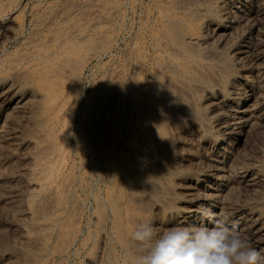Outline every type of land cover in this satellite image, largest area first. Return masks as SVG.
Here are the masks:
<instances>
[{"label":"rangeland","instance_id":"obj_1","mask_svg":"<svg viewBox=\"0 0 264 264\" xmlns=\"http://www.w3.org/2000/svg\"><path fill=\"white\" fill-rule=\"evenodd\" d=\"M102 1L104 5H101L103 4ZM196 1L0 0V131L2 130L0 132V264H135V259L139 253L136 249L137 246L135 245L134 247L135 242L132 239V234L138 225L142 223H151L155 227L156 231L160 233L170 227H173V225L175 226L180 220L183 219V215H185V212L188 209L185 208V206L189 207L188 204H190V202L192 201L191 198H193L191 193L194 192L192 191L200 185L199 181L201 177H203V174H205L206 171L210 170L208 166L209 164L204 159L207 157L205 155L211 156V154L216 149V146H218V141L222 139V128L221 126L219 127V125L224 115L219 111L218 106L215 105L219 102L220 99H222L220 101H228L229 99L234 98L235 95L239 96L242 93V90L246 87H249V85L253 88L252 90L256 89L258 87L259 80L262 81V86L259 88V92H263L264 89V58H262L263 61L261 60L258 66H254V68L243 66L242 63H238V60L236 61L235 58L238 55L236 50H238V42L240 47V41L236 40V42H231L232 44L230 43L229 46H232L233 49L229 47L226 49L228 53L233 54L232 57H227L226 55H224V57H204L207 49L209 48V46H211H206L207 44H205V42L211 39L210 37L213 34V29L218 25L217 22H224V17H226L225 11H229L231 9V6L233 4V2H231L232 0H220V5H216V3L211 2L210 4L205 0ZM197 8L204 10L206 9V11H208V13L210 12L211 14H208L209 20H206V23H201V27L199 30L193 31L188 24V14L192 11V9L195 10ZM92 9L93 11H91ZM112 11L114 14H112ZM143 14L145 16H143ZM79 17L82 18L78 19ZM171 21L172 25H169L168 23H170ZM208 27H210L209 30L206 29ZM211 27L214 28L212 29ZM73 28L76 31H74ZM184 29L186 32L183 31ZM68 30H70L71 32ZM174 30H178L179 32L182 31L181 34L187 33L188 31L193 33L195 37L199 38L202 41H200L201 45H199L200 51L197 54L189 55L182 62L173 57L172 54H170L171 50L173 48L180 47L177 43H175V40L179 41V39L173 37ZM205 32L207 33L206 35ZM97 36L99 37V39L102 36L101 40L95 39L97 38ZM228 37L229 36H226V39L230 38ZM135 39L137 41H135ZM205 39L207 40L205 41ZM130 41H134V43H131ZM95 43H98L99 45ZM162 43H164V45ZM38 44L41 45L39 46ZM170 45L171 48H168L170 47ZM126 48L128 51L126 50ZM219 48L222 47L219 46ZM125 52L127 53L125 54ZM126 60L128 61L126 62ZM166 61H168L167 63H172L174 66H179L178 68L181 71H179V74L177 75L178 79L176 76L169 73L168 76H165L163 68H161V66L159 65H162L163 67ZM180 63L182 65H180ZM192 65L194 66V68L192 67ZM203 65H205V68L206 66H210L212 68H207L208 71H210L209 73L211 76L209 75L207 69L205 70ZM131 67L133 68V72H136L135 74L133 72L131 74ZM258 67L261 69H259ZM196 68L198 70H196ZM215 69L216 71L218 70V73L215 72ZM252 69H254V71ZM256 69L260 71L257 72ZM57 70L61 72V76ZM199 71H201V73ZM194 73H196V75L199 73L200 75L196 76L194 75ZM113 74L116 76H113ZM63 75L64 77H62ZM245 75H250V80H252L254 76V79L247 82L244 77ZM255 75L258 78H260L261 76V78L258 79ZM130 76L132 78L134 77L132 81L131 79H129L131 78ZM168 79L171 82L177 79V82H179L178 87L180 91L178 90V88L172 86L171 82ZM216 80H218L219 82ZM7 82H9L10 84L9 87H7L9 85ZM217 82L219 84L216 85ZM196 84H198L199 87ZM218 85L221 86L219 87ZM111 86H113V88ZM181 88L185 91H182ZM196 89H198L199 91H197ZM196 91L198 95L196 94ZM216 91L220 94H218ZM11 93L13 96H11ZM115 93H117L116 96ZM189 93L192 95L190 96ZM46 94L49 95L47 96ZM177 94L178 96L180 94V96L178 97ZM152 95L154 96V99H151ZM196 95L198 96V100ZM237 96H235L234 100H237ZM257 96L258 100H260V107L264 111V97H259V93ZM112 97L115 98L112 99ZM157 97L158 99H156ZM164 97H166L167 102ZM50 99H52L53 102H51ZM214 100H217V102H215ZM22 101L23 103H25L23 105L24 107L22 106ZM48 101L50 102L48 103ZM113 101L116 103H114ZM64 102L66 104H64ZM200 102H202L203 104H201ZM171 103H173L174 106ZM169 104H171L172 106ZM112 106L114 107V109L112 108ZM58 107H61V109ZM154 107L161 108L160 111L162 112V114H158L159 109H154ZM162 108L164 111L162 110ZM168 108H172V112L170 111L168 113L166 111V109L169 111ZM153 109L157 110V113H155ZM55 111H57V113ZM40 113L43 115H41ZM175 113L176 117H178V119L175 118L176 121L172 120L173 118L171 119V117H173L172 114L175 115ZM166 114H170L172 116H166ZM183 114L185 116H183ZM39 115H41V120L40 117H38ZM120 117H122L124 120V127H117L118 125L116 126V123H119L118 121ZM38 118L40 123L39 121L37 122ZM169 118L170 120H168ZM108 119L112 120L111 123L108 122L107 124V121H109ZM155 119L156 121H154ZM145 121L148 122L147 124H149L148 130L146 129L147 124ZM159 121L161 123H159ZM113 122L115 125L113 124ZM163 122L168 124H164ZM102 123H104V125ZM215 124H217V127H215ZM262 124L264 125V121L261 123V125ZM86 125H89V128ZM110 125L111 130L109 129ZM162 125L163 127L167 125L166 128H168V130H171L169 131V133L171 134V137L173 136L172 138L170 137V134L165 131L166 128H162ZM263 125L260 126V124H257L251 127L248 126L245 129L247 132L244 130L245 133H243L241 137L242 140L238 143V149L241 147V150L239 149L240 152L238 153V155H243L242 157L246 161H251V164L248 162L251 165L250 170H252V174L256 175L258 183H261V185L258 184V186L252 188L250 191L248 190V192L241 190V188L236 190L237 195L239 196L238 198L240 199L239 200L237 198L238 201H243V203H245L247 206L244 212L247 217H245L246 220L244 219L236 227H233L237 232L241 234V236L245 240L249 242L252 247L256 248L262 254H264ZM156 126H158L159 128ZM60 127L62 128L59 131L61 135L57 132ZM173 127L174 130L171 129ZM39 128H41V130H39ZM152 128H154L155 131L152 130ZM47 129L49 132L47 131ZM255 129H257V131H255ZM44 130L47 132L45 133ZM197 130L198 132H195ZM31 131L33 132V134H31ZM107 131L108 133L110 132V135L107 133ZM148 131H151L153 135L152 138L151 133H149ZM114 132L115 135L112 136ZM136 132L140 133H138L140 138L139 136H137V139H139V147H137L138 145H135V143H137V140L135 142ZM42 133H45L46 135ZM148 133L150 134V136ZM37 134L40 136L43 135L41 136V138L43 139L41 140V138H38L40 136H38ZM55 134L58 136H56ZM122 134L124 136H122ZM34 136H36V138ZM53 138L57 140L55 141ZM182 138L186 139L183 140ZM63 139L64 142H62ZM156 139L167 142L165 144H162V141L161 143H159L160 141H156ZM170 139L173 140H171L170 142ZM48 140L49 145L47 143ZM111 140L114 141L111 143ZM50 141H52V144L53 141L54 143L58 141L59 142L56 145L53 144L55 145L53 146ZM181 141L184 143H182ZM61 142L64 145L60 144ZM141 142L143 144V148L140 146L142 145ZM156 142L158 143L157 145ZM151 143H153V147L150 146ZM59 144L61 146H59ZM65 144L67 147L65 146ZM179 144H181L182 146L184 145V147L182 148V146H180ZM44 145L47 146L44 147ZM128 145H130V147H128ZM165 145H168L167 147L168 149L170 147V149L167 150ZM48 146L49 148L50 146L53 148H50L49 150ZM57 146L62 149H60V152L58 151L59 153L57 152ZM210 146L213 148H211ZM40 147H44L46 148V150L48 149L49 152L46 154L45 152H47L48 150L46 151L45 149H41ZM64 147L66 149L63 150ZM101 147H103L102 150ZM108 147L111 148L109 149L110 152L107 151ZM189 147L190 149H188ZM98 148L100 149L98 150ZM132 148L134 150H132ZM200 148L203 150H201ZM86 149H88L89 152ZM103 149L106 151H103ZM145 150L152 152L149 153ZM162 150L164 151V154ZM192 150L193 152H191ZM42 151L45 153L44 155L40 154L43 153ZM50 151H52L51 153L53 155H49ZM189 151L194 154L192 155ZM197 151L200 153H198ZM141 152L143 153V155ZM203 152L205 154H203ZM259 153L261 154L259 155ZM39 154L42 157H45V155L49 156L45 159H42V157H40L41 160H38ZM150 154H153L155 158L150 157ZM147 155L148 157L146 158ZM198 155H201V160ZM255 155H259L261 158L259 156L255 157ZM56 156H58V158H56ZM104 156H106V158ZM159 156L162 159H166L162 160L159 158ZM253 156L255 157V160ZM59 157L63 159H60ZM142 157L145 158V161ZM51 158L52 160H50ZM152 159H155L154 163ZM202 159L206 164L202 161ZM156 160H159L160 162H157ZM36 161H38L39 164H37ZM34 162L36 163V167L34 166ZM146 162H148L150 165H148ZM184 162L186 163V165ZM49 163L52 165L49 166ZM169 163L172 169H170L171 167H169ZM193 163H197V166L195 165V168H192L194 167ZM159 164L163 169L165 167V170L160 168ZM52 166H54V168ZM60 166L62 167L61 169ZM167 166L169 167V170ZM95 167H97L98 169H96ZM70 170H72V172ZM99 170L102 172H100ZM55 171H57L58 173ZM254 171L256 172L253 173ZM54 173H56L58 176ZM152 173L154 176L151 175ZM50 175L51 178L49 180L51 182L48 180ZM112 176L117 179V188L112 186ZM144 176H146L147 178ZM42 177H44L45 179ZM130 177L133 179H131ZM67 179L69 180L67 181ZM70 179H72V181ZM43 180L45 182H43ZM152 182L154 183L152 184ZM155 183L158 184L155 186ZM39 184L43 187L41 188ZM66 184L70 185V188ZM101 187H103L104 189ZM171 189L174 192H172ZM50 190H52L53 192L55 191L56 193H54L56 195L53 196L54 193ZM68 190L72 191L73 193L71 194V192ZM152 190L153 192H151ZM101 194H103V196ZM239 194L242 196L240 197ZM48 196L50 198H48ZM113 196L115 198H113ZM134 196L137 200L139 199L140 201L133 199ZM137 196H142L145 198V200L144 198L141 199ZM147 196L149 198L151 197L152 200H149ZM159 197L162 201L166 202L165 200H167V202L164 203L160 201ZM53 198L55 199V201ZM73 198L76 199L74 200V202ZM134 200L136 201V203H134ZM77 201L78 203H82H79L80 206L82 205V209ZM147 201H150V204ZM236 202L237 201L235 200L234 204L238 203ZM141 203L142 205H140ZM50 204H52L53 206ZM180 205L181 207H179ZM138 206L140 208L142 207L141 209L143 210L139 209ZM247 208H249V210ZM173 211H175V213H173ZM134 213L135 215H133ZM128 214H131V216H128ZM135 216L136 220L139 219L137 220V223L135 222L136 220H134ZM99 219L102 221H100ZM129 219H131V222L129 221ZM52 220H55V222H53ZM132 221H134V223H132ZM46 223H50V226ZM39 224V228L41 230L38 229L37 225ZM243 224H245L247 227H244L245 225ZM44 225L45 227L46 225H48V228H45ZM261 226L263 227L260 228ZM35 227H37V229H34ZM50 227L51 229H49ZM239 227L242 229L239 230ZM258 227L260 229H258ZM50 234L52 235L50 236ZM39 235H41L40 239ZM36 237L37 239H39L38 241L41 240L42 243L39 242L38 244L37 239H35ZM130 237L132 240L130 239ZM30 239H33V241L35 240L36 242L34 241V243H36V245L33 244V241L31 242ZM126 245H128L129 247ZM133 249H136L137 252Z\"/></svg>","mask_w":264,"mask_h":264},{"label":"bare ground","instance_id":"obj_2","mask_svg":"<svg viewBox=\"0 0 264 264\" xmlns=\"http://www.w3.org/2000/svg\"><path fill=\"white\" fill-rule=\"evenodd\" d=\"M155 1V0H154ZM164 1V0H163ZM196 1V0H195ZM205 1H207V2H211V3H216V5H218L219 4V1L220 0H205ZM223 1V0H222ZM227 1V0H226ZM166 2H168V1H166ZM179 2H181V1H179ZM178 2V3H179ZM197 2V1H196ZM231 2H233V4H232V6H231V9L229 10V11H225V15H226V17H224V22L222 23V22H217L218 23V25H217V27L216 28H212L213 29V34H212V36L210 37L211 39H209L208 41H206L207 39H205V44H207L206 46H209V45H211V46H209V48L207 49V52L205 53V58L207 57V58H211L212 56L213 57H215V56H219V57H224V55H226L227 57H232L233 56V54H230V53H228L227 51H226V49L229 47V48H232V46H229L230 45V43L231 42H236V40L237 41H240L241 42V44H240V47H239V42H238V50H236L237 51V57L235 58V60L238 62V63H242L243 64V66H249V67H253L254 68V66L256 67V66H258V64L260 63V61L262 60V58H264V0H248V1H246V0H232ZM102 3H103V1H102ZM210 3V4H211ZM95 4V3H94ZM100 4V3H99ZM192 4V3H191ZM190 4V5H191ZM228 4H229V2H228ZM96 5H98V4H96ZM101 5H104V3L103 4H101ZM106 5V4H105ZM116 5H118V4H116ZM177 5V4H176ZM195 5V4H194ZM214 5V4H213ZM220 5V4H219ZM223 5V4H222ZM93 6V5H92ZM164 6V5H163ZM170 6V5H169ZM113 7V6H112ZM121 7V6H120ZM162 7V6H161ZM175 7V6H174ZM186 7V6H185ZM221 7V6H220ZM228 7H229V5H228ZM80 8V7H79ZM168 8V7H167ZM179 8H180V6H179ZM182 8H183V6H182ZM187 8V7H186ZM232 8H235V9H232ZM185 9V8H184ZM210 9V8H209ZM229 9V8H228ZM145 10V9H144ZM144 10H143V12H144ZM91 11H93V9L91 10ZM100 11V10H99ZM114 11V10H113ZM113 11H112V14H114L113 13ZM214 11V10H213ZM92 13V12H91ZM121 13V12H120ZM120 13H119V15H120ZM93 14V13H92ZM111 14V15H112ZM118 14V13H117ZM139 14V13H138ZM208 14H211L210 12L208 13V11H206V9L204 10V9H195V10H193L192 9V11L188 14V16H189V27H191V30H193V31H197V30H199L200 29V27H201V23H204L206 20L208 21L209 20V15ZM217 14V13H216ZM223 14H224V11H223ZM91 15V14H90ZM122 15V14H121ZM96 16V15H95ZM143 16H145L144 14H143ZM149 16H151V15H149ZM215 16V15H214ZM224 16V15H223ZM80 18H82V17H79L78 19H80ZM111 18H112V16H111ZM111 18H109V19H111ZM144 18V17H143ZM180 18V17H179ZM211 18V17H210ZM90 19V18H89ZM105 19V18H104ZM114 19V18H113ZM121 19V18H120ZM182 19V18H181ZM93 20V19H92ZM81 21V20H80ZM79 21V22H80ZM96 21V20H95ZM108 21V20H107ZM106 21V22H107ZM117 21V20H116ZM223 21V20H222ZM86 22V21H85ZM124 22V21H123ZM174 22H175V20H174ZM210 22H212V21H210ZM215 22V23H216ZM115 23V22H114ZM120 23V22H119ZM149 23H150V21H149ZM172 23V21L170 22V23H168L169 25H172L171 24ZM177 23V22H176ZM206 23V22H205ZM71 24V23H70ZM79 24V23H78ZM167 24V25H168ZM209 24V23H208ZM213 24V23H212ZM215 25V24H214ZM92 26V25H91ZM114 26V25H113ZM143 26V25H142ZM148 26V25H147ZM210 26V25H209ZM70 27V26H69ZM178 27H180V26H178ZM125 28V27H124ZM149 28V27H148ZM172 28V27H171ZM209 28L210 27H208V28H206V29H208L209 30ZM58 29V28H57ZM74 29V28H73ZM123 29V28H122ZM169 29V28H168ZM204 29V28H203ZM78 30V29H77ZM68 31H70V30H68ZM74 31H76L75 29H74ZM73 31V32H74ZM122 31V30H121ZM148 31V30H147ZM183 31H185V29L183 30ZM71 32V31H70ZM106 32V31H105ZM116 32V31H115ZM167 32V31H166ZM182 32V31H181ZM181 32H179L178 30H174V32H173V37L174 38H176V39H179V41L178 40H175L176 42L175 43H177L180 47L179 48H173L172 50H171V53L170 54H172V56L173 57H175L177 60H179V61H184L189 55H193V54H197L199 51H200V49H199V45H201V43H200V39L199 38H197V37H195L194 35H193V33H191L190 31H188L187 33H182L181 34ZM186 32V31H185ZM210 32H212V31H210ZM209 32V33H210ZM203 33V32H202ZM61 34V33H60ZM62 34H63V32H62ZM61 34V35H62ZM137 34V33H136ZM207 33L205 32V35H206ZM72 35V34H71ZM127 35V34H126ZM230 35H232V36H230ZM59 36V35H58ZM77 36V35H76ZM160 36V35H159ZM163 36V35H162ZM226 36H229L228 38L229 39H226ZM70 37V36H69ZM102 37V36H101ZM101 37H100V39H99V37L97 36V38H95V39H99V40H101ZM136 37V36H135ZM147 37H148V35H147ZM171 38H172V35H171ZM59 39V38H58ZM49 40H52V39H49ZM49 40H47V41H49ZM149 40V39H148ZM173 40V39H172ZM135 41H137L136 39H135ZM145 41V40H144ZM178 41V42H177ZM102 42V41H101ZM131 43H134V41L132 42V41H130ZM142 42V41H141ZM202 42V41H201ZM100 43V42H99ZM154 43V42H153ZM42 44V43H41ZM40 44V45H41ZM60 44V43H59ZM95 44H98V43H95ZM101 44V43H100ZM163 45H164V43H162ZM202 44H204V43H202ZM232 44V43H231ZM39 45V44H38ZM39 45V46H40ZM57 45H58V42H57ZM91 45V44H90ZM94 45V44H93ZM99 45V44H98ZM182 45H183V48H182ZM36 46V45H35ZM135 46V45H134ZM137 46V45H136ZM140 46V45H139ZM150 46V45H149ZM219 46H221L222 48H219ZM95 47V46H94ZM167 47V46H166ZM202 47V46H201ZM235 47V46H234ZM128 48V47H127ZM127 48H126V50H127ZM130 48V47H129ZM168 48H171V45H170V47H168ZM236 48V47H235ZM57 49V48H56ZM134 49H135V47H134ZM133 49V50H134ZM158 49V48H157ZM160 49V48H159ZM167 49V48H166ZM233 49V48H232ZM90 50V49H89ZM94 50V49H93ZM235 50V49H234ZM234 50H231V51H234ZM34 51V50H33ZM92 51V50H91ZM128 51V50H127ZM162 51V50H161ZM164 51V50H163ZM230 51V52H231ZM235 51V52H236ZM93 52V51H92ZM165 52V51H164ZM40 53V52H39ZM88 53H90V52H88ZM127 52H125V54H126ZM133 53V52H132ZM232 53V52H231ZM41 54V53H40ZM92 54V53H91ZM94 54V53H93ZM100 54V53H99ZM115 54V53H114ZM236 54V53H235ZM30 55V54H29ZM62 55V54H61ZM134 55H135V53H134ZM22 56H24V55H22ZM39 56V55H38ZM37 56V57H38ZM47 56V55H46ZM88 56H90V55H88ZM126 56V55H125ZM26 57V56H25ZM148 57V56H147ZM155 57V56H154ZM203 57V56H202ZM89 58V57H88ZM134 58V57H133ZM139 58V57H138ZM137 58V59H138ZM157 58H159V57H157ZM196 58V57H195ZM66 59V58H65ZM129 59V58H128ZM170 59V58H169ZM225 59V58H224ZM11 60H12V58H11ZM30 60V59H29ZM176 60V61H177ZM190 60H194V59H190ZM189 60V61H190ZM196 60V59H195ZM57 61V60H56ZM61 61V60H60ZM63 61V60H62ZM125 61V60H124ZM128 60H126V62H127ZM133 61H134V59H133ZM188 61V60H187ZM221 61V60H220ZM220 61H218V62H220ZM263 61V60H262ZM136 62V61H135ZM168 61H166V63H167ZM133 63V62H132ZM158 63V62H157ZM165 63V65L162 67V65H159V66H161V68H163V72H164V74H165V76H168V73L169 74H172V75H174V76H176L177 77V79H178V74H179V71H181V70H179V66L177 67V66H174L172 63H167L166 64ZM38 64V63H37ZM70 64V63H69ZM126 64H128V63H126ZM140 64V63H139ZM226 64H227V61H226ZM71 65H72V63H71ZM74 65V64H73ZM180 65H182L181 63H180ZM232 65V64H231ZM80 66V65H79ZM79 66H77V67H79ZM119 66V65H118ZM117 66V67H118ZM122 66V65H121ZM148 66V65H147ZM184 66H186V65H184ZM205 65H203V67H204ZM217 66V65H216ZM234 66V65H233ZM232 66V67H233ZM238 66H240V65H238ZM261 66V65H260ZM259 66V67H260ZM192 67L194 68V66L192 65ZM208 67H210V66H208ZM207 66H206V68H205V70L208 68ZM218 67V66H217ZM258 67V68H259ZM136 68H137V66H136ZM211 68V67H210ZM222 68V67H221ZM231 68V67H230ZM234 68V67H233ZM123 69V68H122ZM159 69V68H158ZM212 69V68H211ZM219 69V68H218ZM229 69V68H228ZM245 69V68H244ZM259 69H261V68H259ZM263 69H264V66H263ZM262 69V70H263ZM56 70V69H55ZM65 70V69H64ZM68 70V69H67ZM116 70V69H115ZM131 70L132 71H130L131 72V74H132V72H133V68L131 67ZM135 70V69H134ZM161 70V69H160ZM196 70H198L197 68H196ZM233 70V69H232ZM241 70V69H240ZM239 70V71H240ZM250 70V69H249ZM253 71H254V69H252ZM257 70V69H256ZM58 71V70H57ZM66 71V70H65ZM69 71H71V70H69ZM136 71V70H135ZM207 71H208V69H207ZM218 71V70H217ZM216 71V69H215V72H217ZM243 71V70H242ZM258 71H260V70H257V72ZM59 72V74L61 73L60 71H58ZM109 72V71H108ZM115 72V71H114ZM119 72V71H118ZM200 73H201V71H199ZM210 71H208V73H209ZM249 72V71H248ZM247 72V73H248ZM257 72H255V73H257ZM263 72V71H262ZM70 73V72H69ZM117 73V72H116ZM134 74L136 73V72H133ZM204 73V72H203ZM218 73V72H217ZM225 73V72H224ZM58 74V73H57ZM154 74V73H153ZM243 74V73H242ZM246 74V73H245ZM251 74V73H250ZM192 75V74H191ZM194 75H196V73H194ZM200 74L198 73L196 76H199ZM209 75H210V73H209ZM214 75V74H213ZM218 75V74H217ZM257 75H259V74H257ZM53 76H54V74H53ZM60 76H61V74H60ZM107 76H108V73H107ZM113 76H116V75H114L113 74ZM180 76H182V75H180ZM203 76H205V75H203ZM211 76V75H210ZM209 76V77H210ZM215 76V75H214ZM230 76V75H229ZM238 76V75H237ZM256 76V75H255ZM58 77V76H57ZM62 77H64V75L62 76ZM131 77V76H130ZM187 77V76H186ZM241 77V76H240ZM243 77V76H242ZM245 77V79L247 80V82H249V81H252L253 79H254V76H253V78H252V80H250L249 79V77H250V75L249 76H244ZM257 77V76H256ZM54 78H55V76H54ZM108 78V77H107ZM114 78V77H113ZM134 78V77H133ZM132 77L131 78H129V79H131V81H132V79H133ZM168 78V77H167ZM205 78V77H204ZM220 78V77H219ZM227 78V77H226ZM231 78H233V77H231ZM258 78V77H257ZM257 78H256V80H257ZM260 78H261V76H260ZM260 78H258V79H260ZM153 79V78H152ZM165 79V78H164ZM177 79H175L174 81H170L169 79V81L171 82V85L172 86H174L175 88H178V90H179V82H177ZM191 79V78H190ZM196 79V78H195ZM201 79V78H200ZM211 79H212V77H211ZM214 79H217V78H214ZM223 79V78H222ZM264 79V78H263ZM8 80V79H7ZM162 80V79H161ZM172 80V79H171ZM234 80V79H233ZM246 80H245V82H246ZM130 81V80H129ZM216 81H218V80H216ZM219 81H220V79H219ZM218 81V82H219ZM151 82V81H150ZM154 82V81H153ZM165 82H167V81H165ZM181 82V81H180ZM216 83V85L217 84H219V83ZM239 82H240V80H239ZM8 84H9V82H7ZM28 83V82H27ZM132 83V82H131ZM145 83V82H144ZM155 83V82H154ZM202 83V82H201ZM237 83V82H236ZM235 83V84H236ZM255 83V82H254ZM263 83H264V81H263ZM117 84V83H116ZM133 84V83H132ZM184 84H185V82H184ZM187 84V83H186ZM207 84V83H206ZM232 84H234V83H232ZM239 84V83H238ZM241 84V83H240ZM245 84V83H244ZM244 84H243V87H244ZM250 84H252V83H250ZM256 84V83H255ZM262 84V81H260L259 80V82H258V87L256 88V89H254V90H252L253 88L249 85V87H246V88H244L243 90H242V93L239 95V96H237V95H235V96H237L236 97V99L237 100H234V98H235V96H234V98H232V99H229L228 101H220V100H222V99H220L219 100V102L215 105V106H218V109H219V111L221 112V113H223V115H224V117H223V119H222V121L220 122V125H219V127L221 126V128H222V131H221V134H222V139H220L219 141H218V146H216V149L214 150V152L211 154V156L209 157L208 155H205V156H207L206 158H204L205 159V161L209 164L208 166H209V168H210V170H208L209 172H210V174H209V172L208 171H204L205 172V174H203V177H201L200 175V177H201V179H200V181H199V183H200V185L196 188V185H195V188L196 189H194L192 192H194V193H191V195L193 196V198H191L192 199V201L190 202V204H188L189 205V207H186L185 206V208H188L187 209V211L185 212V215H183V219L182 220H180L179 222H178V224H176V225H182V226H187V225H196V226H199V225H201L202 223L203 224H206L207 226H209V227H211L212 226V224L209 222V220H208V216H209V214H211V216H212V218H213V220H215V219H225L226 220V223H227V225L229 226V227H236L238 224H240L241 223V221H243L244 219L246 220V218L245 217H247L245 214H244V212H245V208L247 207L246 206V204L245 203H243V201L241 202V201H238V195H237V192H236V190L237 189H240L241 188V190H244V191H247L248 192V190L250 191L252 188H254V187H256V186H258V184H260L261 185V183H258V179H257V177H256V175L255 174H252V170H250L251 169V161L249 162L248 160L246 161L240 154V157H239V155H238V153L240 152L239 151V149L241 148H239L238 149V143L242 140V135H243V133H245L244 132V130L248 127V126H253V125H257V124H260V126H262L261 125V123L264 121V111L261 109V107H260V103H259V101L260 100H258V93H259V97H264V94H263V92H264V89H263V92H259V88L262 86L261 85ZM3 85V84H2ZM4 85H5V83H4ZM13 85V84H12ZM17 85V84H16ZM148 85V84H147ZM156 85V84H155ZM196 85H198V84H196ZM213 85V84H212ZM246 85H248V84H246ZM10 86V84L7 86V87H9ZM117 86V85H116ZM124 86V85H123ZM132 86V85H131ZM187 86V85H186ZM219 87L221 86V85H218ZM239 86V85H238ZM4 87V86H3ZM15 87V86H14ZM112 88H113V86H111ZM128 87V86H127ZM126 87V88H127ZM130 87V86H129ZM163 87V86H162ZM168 87V86H167ZM198 87H199V85H198ZM203 87V86H202ZM201 87V88H202ZM205 87V86H204ZM230 87H232V86H230ZM229 87V88H230ZM234 87V86H233ZM240 87V86H239ZM263 87H264V84H263ZM133 88V87H132ZM158 88V87H157ZM156 88V89H157ZM190 88V87H189ZM222 88V87H221ZM6 89V88H5ZM15 89V88H14ZM115 89H116V87H115ZM155 89V90H156ZM182 89V88H181ZM233 89V88H232ZM240 89H242V88H240ZM239 89V90H240ZM2 90V89H1ZM7 90H8V88H7ZM101 90V89H100ZM161 90V89H160ZM197 91H199L198 89H196ZM238 90V91H239ZM260 90H262V89H260ZM125 91V90H124ZM171 91V90H170ZM180 91V90H179ZM182 91H185L184 89H182ZM194 91V90H193ZM197 91H196V94H197ZM207 91V90H206ZM217 91H218V89H217ZM216 91V92H217ZM235 91V90H234ZM237 91V92H238ZM6 92V91H5ZM4 92V93H5ZM131 92V91H130ZM195 92V91H194ZM200 92H201V90H200ZM208 92V91H207ZM1 93V92H0ZM9 93V92H8ZM14 93V92H13ZM16 93V92H15ZM21 93V92H20ZM43 93H44V91H43ZM114 93V92H113ZM125 93V92H124ZM177 93V92H176ZM180 93V92H179ZM183 93H185V92H183ZM209 93V92H208ZM218 93V92H217ZM234 93V92H233ZM239 93V92H238ZM3 94V93H2ZM24 94V93H23ZM39 94V93H38ZM95 94V93H94ZM116 94L117 93H115V96H116ZM166 94V93H165ZM175 94V93H174ZM187 94V93H186ZM200 94V93H199ZM218 94H220V93H218ZM8 95H10V94H8ZM15 95V94H14ZM18 95V94H17ZM20 95V94H19ZM22 95V94H21ZM47 95V94H46ZM49 95V94H48ZM47 95V96H48ZM110 95V94H109ZM129 95H130V93H129ZM151 95V94H150ZM188 95V94H187ZM186 95V96H187ZM189 95L191 96L192 94H190L189 93ZM198 95V94H197ZM196 95V97H197V100H198V96ZM207 95V94H206ZM205 95V96H206ZM234 95V94H233ZM11 96H13L12 95V93H11ZM40 96V95H39ZM113 96H114V94H113ZM125 96V95H124ZM132 96V95H131ZM165 96V95H164ZM168 96V95H167ZM171 96V95H170ZM177 96H178V94H177ZM179 96H180V94H179ZM178 96V97H179ZM200 96V95H199ZM216 96V95H215ZM219 96V95H218ZM5 97H7V96H5ZM16 97V96H15ZM22 97V96H21ZM154 96L152 95V97H151V99L153 98ZM184 97V96H183ZM212 97V96H211ZM217 97V96H216ZM221 97V96H220ZM232 97V96H231ZM230 97V98H231ZM2 98V97H1ZM10 98V97H9ZM115 98V97H114ZM113 97H112V99H114ZM162 98V97H161ZM165 99H166V97H164ZM168 98V97H167ZM187 98V97H186ZM190 98H192V97H190ZM8 99V98H7ZM6 99V100H7ZM19 99H21V98H19ZM109 99H111V98H109ZM136 99V98H135ZM141 99V98H140ZM154 99V98H153ZM156 99H158V97L156 98ZM160 99V98H159ZM164 99V100H165ZM183 99V98H182ZM196 99V98H195ZM211 99V98H210ZM263 99V98H262ZM261 99V100H262ZM5 100V99H4ZM51 100V102H53L52 101V99H50ZM56 100V99H55ZM184 100V99H183ZM182 100V101H183ZM203 100H205V99H203ZM213 100V99H212ZM20 101V100H19ZM158 101V100H157ZM159 101H162V100H159ZM173 101V100H172ZM195 101V100H194ZM215 101V100H214ZM4 102V101H3ZM50 101H48V103H49ZM114 102V101H113ZM126 102V101H125ZM128 102V101H127ZM154 102V101H153ZM166 102H167V99H166ZM189 102V101H188ZM193 102V101H192ZM215 102H217V100L215 101ZM261 102H263V101H261ZM22 103H23V101H22ZM22 103H20V104H22ZM47 103V102H46ZM114 103H116V102H114ZM131 103V102H130ZM134 103V102H133ZM147 103V102H146ZM145 103V104H146ZM155 103V102H154ZM157 103V102H156ZM163 103V102H162ZM190 103H191V101H190ZM189 103V104H190ZM197 103V102H196ZM201 104H203L202 102H200ZM15 104H16V101H15ZM25 103H23L22 104V106L24 105ZM44 104V103H43ZM55 104V103H54ZM64 104H66L65 102H64ZM109 104V103H108ZM173 106H174V104L173 103H171ZM171 104H169V105H171ZM181 104H182V102H181ZM198 104H199V102H198ZM206 104V103H205ZM9 105V104H8ZM114 105V104H113ZM117 105V104H116ZM129 105V104H128ZM144 105V104H143ZM171 105V106H172ZM184 105V104H183ZM262 105V104H261ZM63 106H65V105H63ZM92 106V105H91ZM96 106V105H95ZM121 106V105H120ZM165 106V105H164ZM164 106H162V107H164ZM176 106V105H175ZM186 106V105H185ZM201 106H203V105H201ZM6 107H9V106H6ZM21 107V106H20ZM24 107V106H23ZM93 107H94V105H93ZM92 107V108H93ZM129 107V106H128ZM127 107V108H128ZM196 107V106H195ZM263 107V106H262ZM38 108H39V106H38ZM58 108H60L61 109V107H58ZM101 108V107H100ZM106 108H108V107H106ZM111 108V107H110ZM112 108L114 109V107L112 106ZM127 108H126V110H127ZM178 108V107H177ZM180 108V107H179ZM188 108H189V106H188ZM192 108V107H191ZM15 109H16V107H15ZM59 109V110H60ZM90 109V108H89ZM94 109V108H93ZM154 109H159L158 110V114H162V112L160 111V109L161 108H155L154 107ZM153 109V110H154ZM169 109V108H168ZM172 109V108H171ZM171 109H169V111L166 109V111L169 113L170 111H171ZM194 109V108H193ZM209 109V108H208ZM19 110V109H18ZM39 110V109H38ZM58 110V109H57ZM162 110H163V108H162ZM173 110V109H172ZM175 110V109H174ZM177 110V109H176ZM178 110H180V109H178ZM190 110V109H189ZM192 110V109H191ZM5 111V110H4ZM12 111V110H11ZM94 111V110H93ZM155 111V113H157V110H154ZM164 111V110H163ZM166 111H165V113H166ZM186 111H188V110H186ZM2 112V111H1ZM37 112V111H36ZM41 112V111H40ZM56 113H57V111H55ZM54 112V113H55ZM97 112V111H96ZM104 112V111H103ZM159 112H161V113H159ZM172 112V111H171ZM176 112V111H175ZM191 112V111H190ZM5 113V112H4ZM53 113V114H54ZM119 113V112H118ZM154 113V114H155ZM182 113V112H181ZM37 114V113H36ZM41 114V113H40ZM46 114V113H45ZM44 114V115H45ZM85 114V113H84ZM87 114H88V112H87ZM110 114V113H109ZM126 114V113H125ZM164 114V113H163ZM171 114V113H170ZM170 114H168L169 116H172L173 115V117H171V119L172 120H175V118H177L178 119V117H176V113H175V115L174 114H172V115H170ZM178 114V113H177ZM185 114V113H184ZM183 114V116H185ZM190 114V113H189ZM188 114V115H189ZM201 114H202V112H201ZM208 114H210V113H208ZM41 115H43V114H41ZM41 115H39L38 117H40ZM127 115V114H126ZM165 115V114H164ZM167 114H166V116H168ZM179 115V114H178ZM181 115V114H180ZM186 115H187V113H186ZM200 115V114H199ZM71 116V115H70ZM110 116H111V114H110ZM124 116V115H123ZM138 116V115H137ZM160 116V115H159ZM162 116V115H161ZM165 116V117H166ZM175 116V117H174ZM4 117V116H3ZM86 117H87V115H86ZM109 117V116H108ZM112 117V116H111ZM110 117V118H111ZM126 117V116H125ZM154 117V116H153ZM164 117V116H163ZM181 117V116H180ZM191 117V116H190ZM44 118V117H43ZM88 118H89V116H88ZM192 118V117H191ZM196 118V117H195ZM201 118V117H200ZM115 119V118H114ZM185 119V118H184ZM197 119V118H196ZM207 119H208V117H207ZM6 120V119H5ZM36 120V119H35ZM40 120H41V117H40ZM92 120V119H91ZM104 120H105V118H104ZM109 120V119H108ZM111 120L112 119H110L109 121H107V124H108V122H110L111 123ZM145 120V119H144ZM165 120V119H164ZM168 120H170V118L168 119ZM180 120V119H179ZM199 120V119H198ZM39 121V118H38V120H37V122ZM154 121H156V119L154 120ZM176 121V120H175ZM186 121V120H185ZM34 122V121H33ZM43 122V121H42ZM87 122V121H86ZM105 122V121H104ZM115 122V121H114ZM114 122H113V124H114ZM119 123H116V126L117 127H121V126H123L124 125V120H123V118L122 117H120L119 118V121H118ZM146 122V121H145ZM171 122V121H170ZM208 122V121H207ZM39 123H40V121H39ZM44 123V122H43ZM58 123V122H57ZM88 123V122H87ZM87 123H85V124H87ZM99 123V122H98ZM106 123V122H105ZM109 123V124H110ZM141 123V122H140ZM148 122H146V124H147ZM159 123H161L160 121H159ZM164 123V122H163ZM35 124H36V122H35ZM66 124V123H65ZM89 124V123H88ZM103 125H104V123H102ZM155 124V123H154ZM164 124H168V123H164ZM180 124V123H179ZM191 124V123H190ZM194 124V123H193ZM202 124V123H201ZM38 125V124H37ZM49 125V124H48ZM106 125V124H105ZM115 125V124H114ZM149 124H147V127H146V129L148 130V128H149V126H148ZM172 125V124H171ZM177 125V124H176ZM195 125V124H194ZM217 124H215V127H217L216 126ZM8 126H10V125H8ZM31 126H32V124H31ZM35 126V125H34ZM33 126V127H34ZM51 126V125H50ZM56 126V125H55ZM87 126V125H86ZM89 126V125H88ZM87 126V127H88ZM205 126V125H204ZM259 126V127H260ZM264 126V125H263ZM1 127V126H0ZM48 127V126H47ZM93 127V126H92ZM114 127V126H113ZM124 127V126H123ZM129 127V126H128ZM156 127H158V126H156ZM160 127H161V125H160ZM167 127V125L166 126H164L163 127V125H162V128L164 129V128H166ZM172 127V126H171ZM175 127V126H174ZM174 127L173 128H171V129H173L174 130ZM197 127H198V124H197ZM10 128V127H9ZM37 128V127H36ZM89 128V127H88ZM103 128H104V126H103ZM108 128V127H107ZM159 128V127H158ZM186 128V127H185ZM189 128V127H188ZM205 128V127H204ZM211 128V127H210ZM209 128V129H210ZM254 128V127H253ZM261 128V127H260ZM262 128H264V127H262ZM261 128V129H262ZM32 129V128H31ZM38 129V128H37ZM45 129V128H44ZM49 129V128H48ZM48 129H47V131H48ZM56 129V128H55ZM62 128L60 127V129L59 130H57V132L59 133V131L61 130ZM110 130H111V125H110V128H109ZM116 129V128H115ZM115 129H114V131H115ZM177 129V128H176ZM191 129V128H190ZM218 129V128H217ZM257 129H258V127H257ZM257 129H255V131H257ZM30 130V129H29ZM39 130H41V128H39ZM103 130V129H102ZM152 130H154V128H152ZM162 130V129H161ZM168 128H166V132H168L169 133V131H171L170 129L168 130ZM184 130V129H183ZM186 130V129H185ZM2 131V130H1ZM0 131V132H1ZM45 131V130H44ZM47 131H45V133L47 132ZM109 131V130H108ZM108 131H107V133H108ZM139 131V130H138ZM155 131V130H154ZM164 131V130H163ZM189 131V130H188ZM246 131V130H245ZM250 131V130H249ZM248 131V132H249ZM6 132V131H5ZM8 132V131H7ZM32 132V131H31ZM39 132V131H38ZM43 132V131H42ZM49 132V131H48ZM56 132V131H55ZM56 132V133H57ZM95 132V131H94ZM121 132V131H120ZM126 132V131H125ZM149 132V131H148ZM158 132V131H157ZM183 132V131H182ZM182 132H181V134H182ZM195 132H198V130L197 131H195ZM200 132V131H199ZM247 132V131H246ZM4 133V132H3ZM45 133H42V134H45ZM53 133V132H52ZM57 133V134H58ZM65 133V132H64ZM70 133V132H69ZM69 133H68V135H69ZM106 133V132H105ZM110 133V132H109ZM108 133V134H109ZM139 132H136V138H135V142H136V140H137V143H135V145H138V142H139V139H137V136H139V134H138ZM149 133H151V131L149 132ZM148 133V134H149ZM163 133V132H162ZM185 133V132H184ZM201 133V132H200ZM251 133V132H250ZM31 134H33V132L31 133ZM39 134V133H38ZM37 134V135H38ZM41 134V133H40ZM50 134V133H49ZM60 134V133H59ZM58 134V135H59ZM95 134V133H94ZM98 134V133H97ZM96 134V135H97ZM119 134V133H118ZM124 134V133H123ZM122 134V136H124ZM133 134V133H132ZM157 134V133H156ZM170 134V133H169ZM186 134H187V131H186ZM197 134V133H196ZM199 134V133H198ZM220 134V135H221ZM28 135H30V134H28ZM36 135V136H37ZM46 135V134H45ZM56 135V134H55ZM58 135H56V136H58ZM61 135V134H60ZM67 135V134H66ZM105 135H107V134H105ZM104 135V136H105ZM110 135V134H109ZM115 135V132L113 133V135L112 136H114ZM158 135V134H157ZM161 135V134H160ZM165 135V134H164ZM173 135V134H172ZM184 135V134H183ZM189 135V134H188ZM206 135H207V133H206ZM249 135V134H248ZM33 136V135H32ZM36 136H34L35 138H36ZM38 136H40V135H38ZM41 136H43V135H41ZM41 136L40 137H38V138H41ZM50 136V135H49ZM64 136V135H63ZM98 136V135H97ZM145 136V135H144ZM149 136H150V134H149ZM152 133H151V138H152ZM159 136V135H158ZM157 136V137H158ZM167 136V135H166ZM218 136V135H217ZM3 137V136H2ZM52 137H54V136H52ZM107 137H109V136H107ZM156 137V136H155ZM170 137H171V134H170ZM173 137V136H172ZM171 137V138H172ZM37 138V139H38ZM51 138V137H50ZM56 138V137H55ZM62 138V137H61ZM60 138V139H61ZM69 138V137H68ZM104 138V137H103ZM116 138V137H115ZM139 138H140V136H139ZM143 138V137H142ZM141 138V139H142ZM146 138V137H145ZM161 138H163V137H161ZM210 138H211V136H210ZM219 138V137H218ZM244 138V137H243ZM28 139H30V138H28ZM36 139V140H37ZM43 138H41V140H42ZM47 139V138H46ZM52 139V138H51ZM54 139V138H53ZM65 139V138H64ZM64 139H63V141L62 142H64ZM67 139V138H66ZM95 139H96V137H95ZM114 139V138H113ZM159 139H160V137H159ZM183 139V138H182ZM186 139V138H185ZM185 139H183V140H185ZM208 139V138H207ZM39 140V139H38ZM50 140V139H49ZM49 140H48V145H49ZM55 140V139H54ZM57 140V139H56ZM55 140V141H56ZM69 140V139H68ZM108 140H109V138H108ZM171 140H173V139H170V142H171ZM181 140V139H180ZM179 140V141H180ZM182 140V141H183ZM191 140V139H190ZM197 140V139H196ZM203 140V139H202ZM206 140V139H205ZM210 140V139H209ZM218 140V139H217ZM244 140V139H243ZM246 140V139H245ZM40 141V140H39ZM67 141V140H66ZM98 141V140H97ZM114 141V140H113ZM112 140H111V143L113 142ZM141 141V140H140ZM142 141H144V140H142ZM149 141V140H148ZM147 141V142H148ZM154 141H155V138H154ZM156 141H160L159 143H161V141L163 142L162 144H165L167 141H163V140H157L156 139ZM181 141V142H182ZM212 141V140H211ZM214 141V140H213ZM247 141V140H246ZM51 142V144H52V141H50ZM59 142V141H58ZM58 142H56V143H54V141H53V144H57ZM60 143V144H63V143ZM95 142V141H94ZM101 142V141H100ZM198 142V141H197ZM200 142V141H199ZM217 142V141H216ZM38 143V142H37ZM97 143V142H96ZM99 143V142H98ZM110 143V144H111ZM149 143V142H148ZM179 143V142H178ZM182 143H184V142H182ZM187 143V142H186ZM41 144V143H40ZM52 144V145H53ZM59 144V146H61ZM68 144V143H67ZM114 144V143H113ZM112 144V145H113ZM141 144H142V142H141ZM158 143L156 142V145H157ZM244 144V143H243ZM39 145V144H38ZM55 145H53V146H55ZM64 145V144H63ZM63 145H62V147H63ZM97 145H99V144H97ZM107 145V144H106ZM180 146H182L181 144H179ZM178 145V146H179ZM190 145V144H189ZM191 145H192V143H191ZM246 145V144H245ZM42 146V145H41ZM45 146H47V145H44V147ZM59 146H57L58 147V150H57V152L59 151L60 152V149L61 148H59ZM65 146H66V144H65ZM102 146V145H101ZM142 148H143V144L142 145H140ZM145 146H146V144H145ZM150 146H154L153 145V143H151L150 144ZM166 146V145H165ZM168 146V145H167ZM166 146V148H167V150H169L170 149V147H169V149H168V147ZM179 146V147H180ZM205 146V145H204ZM214 146V145H213ZM38 147V146H37ZM44 147H40L41 149H45L46 150V148H44ZM67 147V146H66ZM92 147V146H91ZM110 147H111V145H110ZM110 147H108V150L107 151H109L110 152V150L109 149H111ZM114 147V146H113ZM128 147H130V145H128ZM133 147V146H132ZM137 147H139V145L137 146ZM184 147V145L182 146V148ZM192 147V146H191ZM198 147H199V145H198ZM207 147V146H206ZM211 147V146H210ZM50 148H53V147H51L50 146ZM50 148H49V146H48V149L50 150ZM56 148V147H55ZM55 148H54V150H55ZM93 148V147H92ZM102 148L103 147H101V150H102ZM106 148V147H105ZM135 148H136V146H135ZM147 148H148V144H147ZM162 148V147H161ZM205 148V147H204ZM211 148H213V147H211ZM47 149V150H48ZM64 149H66L65 147L63 148V150ZM88 149H90V148H88ZM88 149H86V150H88ZM100 148H98V150H99ZM113 149V148H112ZM151 149V148H150ZM186 149H187V147H186ZM188 149H190V147L188 148ZM193 149V148H192ZM198 149V148H197ZM201 149V148H200ZM207 149V148H206ZM243 149V148H242ZM46 150V151H47ZM49 150L47 151V152H45L46 154L49 152ZM62 150V149H61ZM127 150V149H126ZM132 150H134L133 148H132ZM157 150V149H156ZM159 150H161V149H159ZM181 150V149H180ZM201 150H203V149H201ZM210 150V149H209ZM209 150H207V151H209ZM212 150V149H211ZM241 150V149H240ZM41 151V150H40ZM39 151V152H40ZM95 151V150H94ZM97 151V150H96ZM103 151H106V150H104L103 149ZM140 151V150H139ZM145 151H147V150H145ZM144 151V152H145ZM163 151V150H162ZM186 151H188V150H186ZM206 151V150H205ZM243 151V150H242ZM43 152V151H42ZM52 151H50V153H49V155H51L52 153H51ZM55 152V151H54ZM58 152V153H59ZM65 152V151H64ZM88 152H89V150H88ZM87 152V153H88ZM137 152V151H136ZM147 152H152V151H147ZM172 152V151H171ZM183 152V151H182ZM181 152V153H182ZM190 152V151H189ZM191 152H193V150L191 151ZM190 152V153H191ZM198 152V151H197ZM44 152L43 153H40L41 155L43 154H45ZM92 153V152H91ZM103 153H105V152H103ZM106 153H108V152H106ZM138 153V152H137ZM142 153V152H141ZM160 153H162V152H160ZM198 153H200V152H198ZM197 153V154H198ZM210 153V152H209ZM40 154H39V158H38V160L40 159V157H42V156H40ZM55 154V153H54ZM95 154H97V153H95ZM148 154V153H147ZM155 154H156V152H155ZM158 154V153H157ZM163 154H164V151H163ZM162 154V155H163ZM179 154V153H178ZM192 154V153H191ZM194 154V153H193ZM192 154V155H193ZM203 154H205L204 152H203ZM250 154V153H249ZM261 153H259V155H260ZM48 155V156H49ZM53 155V154H52ZM58 155H60V154H58ZM94 155V154H93ZM124 155V154H123ZM142 155H143V153H142ZM141 155V156H142ZM145 155H146V153H145ZM151 155V154H150ZM166 155V154H165ZM170 155V154H169ZM259 155H257V156H259ZM47 155H45V157H42V159H45V158H48V156L46 157ZM108 156V155H107ZM172 156V155H171ZM199 156V158H200V156L201 155H198ZM245 156V155H244ZM250 156V155H249ZM256 155H255V157H257ZM61 157V156H60ZM59 157V158H60ZM84 157V156H83ZM99 157H100V154H99ZM105 158H106V156H104ZM134 157V156H133ZM144 157V156H143ZM142 157V158H143ZM148 157V155L146 156V158ZM150 157H153V158H155L154 156H153V154L150 156ZM167 157V156H166ZM182 157V156H181ZM180 157V158H181ZM185 157V156H184ZM254 157V156H253ZM253 157H250V158H253ZM255 157H254V160H255ZM260 157V156H259ZM56 158H58V156H56ZM103 158V157H102ZM159 158L160 159H162L160 156H159ZM168 158V157H167ZM170 158V157H169ZM179 158V157H178ZM188 158V157H187ZM193 158V157H192ZM191 158V159H192ZM198 158V157H197ZM202 158H203V156H202ZM261 158V157H260ZM60 159H63V158H60ZM101 159V158H100ZM151 159V158H150ZM159 159V160H160ZM164 159H166V158H164ZM164 159H162V160H164ZM184 159V158H183ZM247 159V158H246ZM36 160V159H35ZM41 160V159H40ZM50 160H52V158L50 159ZM54 160V159H53ZM99 160V159H98ZM102 160V159H101ZM106 160V159H105ZM143 160L145 161V158H143ZM149 160V159H148ZM155 160V159H154ZM154 160L152 159V161H153V163H154ZM158 160V161H159ZM169 160V159H168ZM199 160V159H198ZM200 160H201V158H200ZM254 160H253V162H254ZM56 161V160H55ZM92 161V160H91ZM118 161H119V157H118ZM157 161V160H156ZM157 161V162H158ZM178 161V160H177ZM181 161V160H180ZM193 161V160H192ZM202 161L204 162V160L202 159ZM201 161V162H202ZM37 162V164H39L38 163V161H36ZM96 162V161H95ZM151 162V161H150ZM157 162H155V163H157ZM160 162V161H159ZM187 162V161H186ZM250 164H249V163ZM256 162V161H255ZM54 163V162H53ZM56 163V162H55ZM63 163V162H62ZM62 163H60V164H62ZM94 163V162H93ZM101 163V162H100ZM148 165H150L148 162H146ZM145 163V164H146ZM162 163H166V162H162ZM178 163H180V162H178ZM185 163V162H184ZM189 163V162H188ZM191 163V162H190ZM205 163V162H204ZM35 162H34V166H35ZM50 164V163H49ZM59 164V165H60ZM102 164H104V163H102ZM102 164H100V165H102ZM119 164V163H118ZM144 164V165H145ZM168 164V163H167ZM194 164V163H193ZM197 163H195L194 164V167H192V168H195V165H196ZM200 164V163H199ZM203 164V163H202ZM206 164V163H205ZM52 164H50L49 166H51ZM147 165V166H148ZM160 165V164H159ZM158 165V166H159ZM169 165H170V163H169ZM182 165H183V163H182ZM181 165V166H182ZM185 165H186V163H185ZM184 165V166H185ZM191 165V164H190ZM39 166V165H38ZM104 166V165H103ZM154 166H156V165H154ZM157 166V167H158ZM165 166V165H164ZM176 166V165H175ZM197 166V165H196ZM205 166H207V165H205ZM36 167V166H35ZM47 167V166H46ZM46 167H45V169H46ZM53 168H54V166H52ZM52 167H51V170H52ZM59 167V166H58ZM101 167V166H100ZM99 167V168H100ZM150 167V166H149ZM152 167V166H151ZM160 168H162L161 167V165L159 166ZM158 167V168H159ZM169 167H171V165L169 166ZM169 167L167 166V168H168V170H169ZM198 167H199V165H198ZM258 167V166H257ZM43 168V167H42ZM48 168V167H47ZM62 167L60 166V169H61ZM96 169H98L97 167H95ZM157 168V169H158ZM167 168H166V170H167ZM174 168V167H173ZM44 169V170H45ZM58 169V168H57ZM95 169V170H96ZM163 169V168H162ZM170 169H172V167L170 168ZM175 169V168H174ZM254 169V168H253ZM49 170V169H48ZM50 170V171H51ZM56 170V169H55ZM59 170V169H58ZM103 170H105V169H103ZM134 170V169H133ZM163 170H165V167H164V169ZM205 170H206V168H205ZM43 171V170H42ZM49 171V172H50ZM71 172H72V170H70ZM100 171V170H99ZM162 171V170H161ZM177 171V170H176ZM175 171V172H176ZM52 172V171H51ZM55 172H57V171H55ZM100 172H102V171H100ZM99 172V173H100ZM163 172V171H162ZM172 172V171H171ZM202 172H203V170H202ZM256 171H254L253 173H255ZM44 173V172H43ZM58 173V172H57ZM70 173V172H69ZM97 173V172H96ZM155 173V172H154ZM52 174V173H51ZM54 174H56V173H54ZM95 174V173H94ZM148 174V173H147ZM171 174V173H170ZM200 174V173H199ZM256 174H258V173H256ZM44 175V174H43ZM57 175V174H56ZM63 175V174H62ZM98 175V174H97ZM101 175H102V173H101ZM149 175V174H148ZM151 175H153V173L151 174ZM164 175H166V174H164ZM55 176V175H54ZM54 176H53V178H54ZM58 176V175H57ZM65 176V175H64ZM95 176V175H94ZM106 176V175H105ZM154 176V175H153ZM209 176V177H208ZM98 177V176H97ZM101 177V176H100ZM110 177V176H109ZM144 177H146V176H144ZM152 177V176H151ZM42 178H44V177H42ZM41 178V179H42ZM51 178V175H50V177L48 178V180ZM105 178V177H104ZM131 178V177H130ZM147 178V177H146ZM160 178H162V177H160ZM208 178V179H207ZM260 178V177H259ZM40 179V178H39ZM45 179V178H44ZM131 179H133V178H131ZM149 179H150V177H149ZM167 179H169V178H167ZM191 179V178H190ZM262 179V178H261ZM53 180V179H52ZM69 179H67V181H68ZM71 181H72V179H70ZM97 180V179H96ZM135 180V179H134ZM163 180V179H162ZM264 180V179H263ZM50 181V180H49ZM102 181V180H101ZM104 181H105V179H104ZM137 181V180H136ZM147 181V180H146ZM151 181H154V180H151ZM156 181V180H155ZM159 181V180H158ZM165 181V180H164ZM260 181V180H259ZM43 182H45L44 180H43ZM42 182V183H43ZM47 182V181H46ZM51 182V181H50ZM95 182V181H94ZM103 182V181H102ZM116 182H117V179L114 177V176H112V186H114V187H116ZM141 182V181H140ZM143 182H145V181H143ZM142 182V183H143ZM148 182V181H147ZM176 182V181H175ZM198 182V181H197ZM205 182V183H204ZM261 182H262V180H261ZM40 183H41V180H40ZM54 183V182H53ZM91 183V182H90ZM105 183V182H104ZM154 182H152V184H153ZM160 183V182H159ZM163 183V182H162ZM178 183V182H177ZM44 184V183H43ZM69 184V183H68ZM68 184H66L67 186H69V188H70V185H68ZM151 184V183H150ZM158 184V183H157ZM156 183H155V186L157 185ZM165 184V183H164ZM180 184V183H179ZM118 185V184H117ZM138 185V184H137ZM145 185V184H144ZM264 185V184H263ZM39 186H40V184H39ZM104 186V185H103ZM139 186V185H138ZM151 186V185H150ZM154 186V185H153ZM166 186H167V184H166ZM41 188L43 187L42 185L40 186ZM44 187H45V185H44ZM47 187V186H46ZM51 187V186H50ZM56 187V186H55ZM98 187V186H97ZM158 187H159V185H158ZM260 187V186H259ZM262 187V186H261ZM101 188H103V187H101ZM117 188V187H116ZM115 188V189H116ZM162 188V187H161ZM53 189H55V188H53ZM68 189V188H67ZM104 189V188H103ZM147 189V188H146ZM152 189V188H151ZM169 189V188H168ZM173 189V188H172ZM172 189H171V191H172ZM66 190V189H65ZM160 190V189H159ZM158 190V191H159ZM255 190V189H254ZM262 190V189H261ZM264 190V189H263ZM50 191H52V190H50ZM50 191H49V194H50ZM68 191H70V190H68ZM102 191V190H101ZM157 191V190H156ZM155 191V192H156ZM170 191V190H169ZM53 192V191H52ZM55 192V191H54ZM53 192V193H54ZM71 192V194L73 193L72 191H70ZM150 192V191H149ZM151 192H153V190L151 191ZM172 192H174V191H172ZM238 192H239V190H238ZM246 192V193H247ZM252 192V191H251ZM260 192V191H259ZM56 193V192H55ZM53 194V196L54 195H56V194ZM68 193V192H67ZM100 193V192H99ZM147 193V192H146ZM159 193V192H158ZM170 193V192H169ZM52 194V193H51ZM104 194V193H103ZM103 194H101L102 196H103ZM117 194V193H116ZM129 194V193H128ZM152 194V193H151ZM155 194V193H154ZM164 194V193H163ZM65 195V194H64ZM68 195V194H67ZM115 195V194H114ZM126 195V194H125ZM146 195V194H145ZM158 195V194H157ZM240 195V194H239ZM244 195V194H243ZM47 196V195H46ZM71 196V195H70ZM132 196V195H131ZM156 196V195H155ZM159 196V195H158ZM242 195H240V197H241ZM74 197V196H73ZM137 197H140L141 199L142 198H144V197H142V196H137ZM146 197V196H145ZM148 197V196H147ZM163 197V196H162ZM248 197V196H247ZM48 198H50L49 196H48ZM52 198V197H51ZM54 198H56V197H54ZM53 198V199H54ZM76 198V197H75ZM113 198H115L114 196H113ZM133 198V197H132ZM149 198V197H148ZM169 198V197H168ZM170 198H172V197H170ZM238 198V199H237ZM243 198V197H242ZM250 198V197H249ZM53 199H52V201H53ZM108 199V198H107ZM130 199V198H129ZM133 199H136L135 198V196H134V198ZM175 199V198H174ZM74 200H76V199H74L73 198V202H74ZM106 200V199H105ZM131 200V199H130ZM137 200V199H136ZM139 200V199H138ZM137 200V201H138ZM144 200H145V198H144ZM143 200V201H144ZM149 200H152L151 199V197L149 198ZM159 200L160 201H162L161 199H160V197H159ZM173 200V199H172ZM237 201L236 203L237 204H234V201ZM240 200V199H239ZM54 201H55V199H54ZM135 201V200H134ZM133 201V202H134ZM140 201V200H139ZM156 201H158V200H156ZM166 202H167V200H165ZM51 202V201H50ZM49 202V203H50ZM132 202V201H131ZM147 202H149V204H150V201H147ZM162 202H164V201H162ZM166 202H164V203H166ZM53 203V202H52ZM69 203H71V202H69ZM77 203H78V201H77ZM77 203H74V204H77ZM80 203V202H79ZM78 203V204H79ZM134 203H136V201L134 202ZM151 203H152V201H151ZM153 203H154V201H153ZM176 203V202H175ZM73 204V205H74ZM80 204H82V203H80ZM80 204H79V206H80ZM132 204V203H131ZM148 204V205H149ZM157 204V203H156ZM47 205V204H46ZM50 205H52V204H50ZM104 205H105V203H104ZM140 205H142V203L140 204ZM152 205V204H151ZM176 205V204H175ZM53 206V205H52ZM71 206V205H70ZM82 206V205H81ZM80 206V207H81ZM120 206V205H119ZM135 206V205H134ZM146 206V205H145ZM150 206V205H149ZM159 206V205H158ZM41 207V206H40ZM39 207V208H40ZM51 207V206H50ZM74 207V206H73ZM139 207V206H138ZM179 207H181V205L179 206ZM66 208V207H65ZM83 207H81V209H82ZM136 208V207H135ZM142 208V207H141ZM140 207H139V209H141ZM149 208V207H148ZM151 208V207H150ZM157 208V207H156ZM160 208V207H159ZM145 209H146V207H145ZM161 209V208H160ZM183 209V208H182ZM181 209V210H182ZM248 210H249V208H247ZM40 210V209H39ZM119 210H120V207H119ZM141 210H143V209H141ZM36 211V210H35ZM127 211V210H126ZM112 212V211H111ZM120 212V211H119ZM182 212V211H181ZM167 213V212H166ZM169 213V212H168ZM173 213H175V211H173ZM171 214V213H170ZM181 214V213H180ZM109 215V214H108ZM133 215H135V213L133 214ZM169 215V214H168ZM252 215V214H251ZM112 216V215H111ZM128 216H131V214L129 215L128 214ZM181 216V215H180ZM179 216V217H180ZM105 217V216H104ZM110 217V216H109ZM178 217V216H177ZM252 217V216H251ZM250 217V218H251ZM134 218V217H133ZM139 218V217H138ZM57 219V218H56ZM55 219V220H56ZM118 219V218H117ZM125 219V218H124ZM55 220H52L53 222H55ZM58 220V219H57ZM100 220V219H99ZM104 220H106V219H104ZM131 219H129V221H130ZM134 220H136V216H135V219ZM137 220H139V219H137ZM137 220L135 221L136 223H137ZM168 220H170V219H168ZM60 221V220H59ZM100 221H102V220H100ZM125 221V220H124ZM252 221V220H251ZM131 222V221H130ZM170 222V221H169ZM176 222V221H175ZM246 222V221H245ZM51 223V222H50ZM50 223L48 224V223H46V224H48L49 226H50ZM132 223H134V221H132ZM138 223H140V222H138ZM167 223V222H166ZM264 223V222H263ZM104 224V223H103ZM162 224V223H161ZM258 224V223H257ZM41 225H43V224H41ZM48 225H46V227L48 226ZM52 225H53V223H52ZM51 225V226H52ZM129 225V224H128ZM168 225V224H167ZM175 225V226H176ZM243 225H245V224H243ZM262 225V224H261ZM38 226V229H40L39 228V226H40V224L39 225H37ZM113 226V225H112ZM174 226V225H173ZM249 226H252V225H249ZM264 226V225H263ZM263 226H261L260 228H262ZM42 227V226H41ZM44 227H45V225H44ZM45 227V228H46ZM103 227V226H102ZM242 227V226H241ZM244 227H247L246 225L244 226ZM48 228V227H47ZM57 228V227H56ZM105 228V227H104ZM254 228V227H253ZM252 228V229H253ZM259 227H258V229H260ZM34 229H37V227H35ZM43 229V228H42ZM49 229H51V227L49 228ZM240 229H242V228H240L239 227V230ZM247 229V228H246ZM41 230V229H40ZM39 230V231H40ZM58 230V229H57ZM70 230V229H69ZM119 230H121V229H119ZM256 230V229H255ZM37 231V230H36ZM35 231V232H36ZM47 231V230H46ZM132 231V230H131ZM130 231V232H131ZM257 231H259V230H257ZM34 232V233H35ZM55 232V231H54ZM53 232V233H54ZM57 232V231H56ZM67 232V231H66ZM117 232H118V230H117ZM121 232V231H120ZM119 232V233H120ZM122 233V232H121ZM45 234V233H44ZM103 234V233H102ZM41 235H43V234H41ZM41 235H39V239H40V236ZM52 234H50V236H51ZM66 235V234H65ZM72 235V234H71ZM70 235V236H71ZM49 236V235H48ZM62 236V235H61ZM69 236V237H70ZM33 237H35V236H33ZM33 237H30V238H33ZM63 237H65V236H63ZM69 237H68V239H69ZM129 238V237H128ZM35 239H37V237L35 238ZM39 239H37V241L39 240ZM44 239V238H43ZM103 239V238H102ZM130 239H131V237H130ZM31 240V239H30ZM132 240V239H131ZM33 241V239L31 240V242ZM35 241V240H34ZM34 241L32 242L33 244H35L36 245V243H34ZM68 241V240H67ZM66 241V242H67ZM36 242V241H35ZM39 242L40 243H42L41 242V240L40 241H38L37 243L39 244ZM134 243V242H133ZM37 244V245H38ZM67 244V243H66ZM110 244V243H109ZM42 245V244H41ZM129 245H132V244H129ZM135 245L136 244H134V247H135ZM126 246H128V245H126ZM63 247V246H62ZM129 247V246H128ZM64 248H65V246H64ZM125 248V247H124ZM133 248V247H132ZM61 249H63V248H61ZM137 249V248H136ZM136 249H133V250H135L136 251ZM126 251V250H125ZM62 252V251H61ZM137 252V251H136ZM28 254V253H27ZM138 254V253H137ZM30 255V254H29ZM26 256V255H25ZM100 256V255H99ZM101 258V257H100ZM128 259V258H127ZM26 260V259H25ZM30 260V259H29ZM27 261V260H26ZM100 263V262H99Z\"/></svg>","mask_w":264,"mask_h":264},{"label":"clouds","instance_id":"obj_3","mask_svg":"<svg viewBox=\"0 0 264 264\" xmlns=\"http://www.w3.org/2000/svg\"><path fill=\"white\" fill-rule=\"evenodd\" d=\"M206 224L176 225L158 233L142 223L132 234L138 250L135 264H264V254L252 247L225 219Z\"/></svg>","mask_w":264,"mask_h":264}]
</instances>
